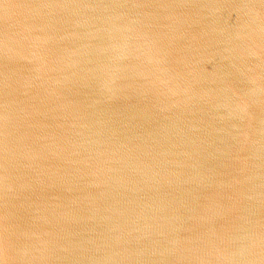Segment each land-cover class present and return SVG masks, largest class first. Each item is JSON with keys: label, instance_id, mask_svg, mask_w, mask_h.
<instances>
[{"label": "water", "instance_id": "obj_1", "mask_svg": "<svg viewBox=\"0 0 264 264\" xmlns=\"http://www.w3.org/2000/svg\"><path fill=\"white\" fill-rule=\"evenodd\" d=\"M0 264H264V0H0Z\"/></svg>", "mask_w": 264, "mask_h": 264}]
</instances>
